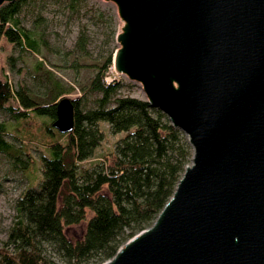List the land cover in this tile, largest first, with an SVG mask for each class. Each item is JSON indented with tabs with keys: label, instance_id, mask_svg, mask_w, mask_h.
Here are the masks:
<instances>
[{
	"label": "water",
	"instance_id": "obj_1",
	"mask_svg": "<svg viewBox=\"0 0 264 264\" xmlns=\"http://www.w3.org/2000/svg\"><path fill=\"white\" fill-rule=\"evenodd\" d=\"M102 1L123 24L115 73L192 149L153 224L103 264H264V0ZM73 103H55L60 135Z\"/></svg>",
	"mask_w": 264,
	"mask_h": 264
},
{
	"label": "trees",
	"instance_id": "obj_2",
	"mask_svg": "<svg viewBox=\"0 0 264 264\" xmlns=\"http://www.w3.org/2000/svg\"><path fill=\"white\" fill-rule=\"evenodd\" d=\"M27 1L0 8V49L10 45L40 54V42L18 19ZM84 1L66 0V11L79 16ZM109 18L112 22L114 15ZM110 37L113 43L114 30ZM87 43L81 30L73 50L77 59L86 56ZM112 53L81 89L82 97L74 100V126L66 135L52 127L55 102L65 94L58 84L54 104L45 107L25 87L14 91L6 72H0V112L8 113L18 127L24 125L18 131L24 133V147L38 144L48 151L41 158L39 185L28 186L15 204L16 220L0 246V264H103L153 224L190 165L187 138L163 113L119 95L121 82L104 81ZM76 67L81 66L73 63ZM34 119L43 123L41 139L32 129ZM5 135L6 126L0 123V154L9 155L14 149ZM25 136L34 141H24ZM108 136L117 138L107 147ZM74 227L81 228L79 238L67 235Z\"/></svg>",
	"mask_w": 264,
	"mask_h": 264
},
{
	"label": "rangeland",
	"instance_id": "obj_3",
	"mask_svg": "<svg viewBox=\"0 0 264 264\" xmlns=\"http://www.w3.org/2000/svg\"><path fill=\"white\" fill-rule=\"evenodd\" d=\"M65 5L66 0H28L23 5L18 16L20 25L40 42V54H33L27 50L22 52L10 45L0 49V72H6L12 89L16 91L25 87L28 93L45 107L54 104H51V101L53 93L57 91L56 84L59 85L58 90L65 92L56 102L62 98L74 101L82 97L81 89L94 77L98 69L96 67L102 66L110 52L114 55L118 48L115 40L111 42L110 36L113 30L116 34L119 33L123 25L112 3L85 0L79 16L68 13ZM39 12L41 18L38 16ZM110 15H114L112 22ZM81 30L88 38L87 52L84 58L77 59L73 50ZM9 57H13L15 61L9 63L7 61ZM38 63L43 64L40 69H37ZM73 63L81 67L73 69ZM47 71L50 72V76L46 74ZM105 79L122 83L123 88L119 95L146 101L142 87L130 82L125 76L116 74L113 64L105 74L104 81ZM0 123L6 126L5 139L14 149L9 155L0 154V246H2L16 220L14 207L17 200L28 186L37 187L40 183V162L43 156L48 155V151L38 144L24 147L20 140L24 133L21 136L18 132L24 130V125L18 127L5 111L0 112ZM42 124L40 120H32V129L39 139L42 137ZM116 138L108 136L105 145L108 147L109 142ZM23 140L34 141L27 136ZM80 234L79 227L67 230V235L73 238H79Z\"/></svg>",
	"mask_w": 264,
	"mask_h": 264
},
{
	"label": "built area",
	"instance_id": "obj_4",
	"mask_svg": "<svg viewBox=\"0 0 264 264\" xmlns=\"http://www.w3.org/2000/svg\"><path fill=\"white\" fill-rule=\"evenodd\" d=\"M105 82H107V84H109V82H111V80H110V81H108L107 79H105Z\"/></svg>",
	"mask_w": 264,
	"mask_h": 264
}]
</instances>
